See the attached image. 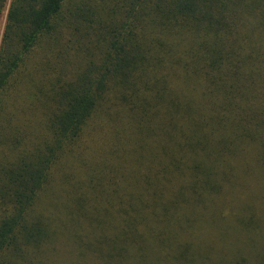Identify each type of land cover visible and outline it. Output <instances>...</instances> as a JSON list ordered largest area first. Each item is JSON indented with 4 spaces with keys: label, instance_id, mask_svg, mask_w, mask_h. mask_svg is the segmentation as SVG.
I'll use <instances>...</instances> for the list:
<instances>
[{
    "label": "trees",
    "instance_id": "trees-1",
    "mask_svg": "<svg viewBox=\"0 0 264 264\" xmlns=\"http://www.w3.org/2000/svg\"><path fill=\"white\" fill-rule=\"evenodd\" d=\"M0 264H264V0H0Z\"/></svg>",
    "mask_w": 264,
    "mask_h": 264
},
{
    "label": "rangeland",
    "instance_id": "rangeland-1",
    "mask_svg": "<svg viewBox=\"0 0 264 264\" xmlns=\"http://www.w3.org/2000/svg\"><path fill=\"white\" fill-rule=\"evenodd\" d=\"M247 215V213H239V216L244 218Z\"/></svg>",
    "mask_w": 264,
    "mask_h": 264
}]
</instances>
